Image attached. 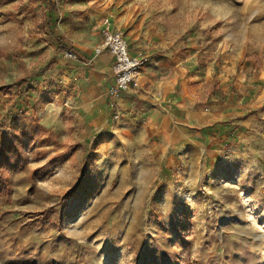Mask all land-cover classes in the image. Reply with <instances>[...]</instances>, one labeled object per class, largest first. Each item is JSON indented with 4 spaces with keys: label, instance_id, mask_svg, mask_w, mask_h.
<instances>
[{
    "label": "rangeland",
    "instance_id": "obj_1",
    "mask_svg": "<svg viewBox=\"0 0 264 264\" xmlns=\"http://www.w3.org/2000/svg\"><path fill=\"white\" fill-rule=\"evenodd\" d=\"M52 2L0 0V142L15 135L27 152L0 191V264H264L257 79L246 91L233 80L207 84L205 104L225 88L250 125L193 152L166 185L146 148L101 150L105 135L82 133L64 55L94 53L102 19L122 10L141 24L142 44L181 55L192 47L201 69L220 63L225 47L252 78L264 73V0ZM243 93L246 106L237 103Z\"/></svg>",
    "mask_w": 264,
    "mask_h": 264
},
{
    "label": "crops",
    "instance_id": "obj_2",
    "mask_svg": "<svg viewBox=\"0 0 264 264\" xmlns=\"http://www.w3.org/2000/svg\"><path fill=\"white\" fill-rule=\"evenodd\" d=\"M134 15L115 10L105 17L111 20L115 30L123 32L131 52L143 50L148 55L139 86L110 95L109 89L115 82L113 56L106 50L94 54L89 49L74 47L76 59H68L70 64L65 68L72 93L69 103L82 125V133L105 135L101 150L108 151L117 146H131L134 150L146 148L153 161L151 166H159L160 172H167L161 173L160 179L168 185L175 179V175L168 172L184 164L193 152L194 156L199 152L202 155L213 149L220 139L223 141L232 136L231 132L239 130V126L250 125L247 111H239L243 107L230 101L234 97L225 88L221 93L212 89L216 98L205 104L202 96L207 84L214 78L222 85L233 80L234 86L246 91V85L257 79V100L262 103L264 73L257 70V75L247 77L250 68L235 55L229 58L225 47L219 49L220 63L214 59L201 69V62L192 47L181 55L159 49L161 44H142L145 31L133 19ZM222 61L225 64H221ZM216 63L223 68L219 74H216ZM238 98L240 104L247 99L244 93Z\"/></svg>",
    "mask_w": 264,
    "mask_h": 264
},
{
    "label": "built area",
    "instance_id": "obj_3",
    "mask_svg": "<svg viewBox=\"0 0 264 264\" xmlns=\"http://www.w3.org/2000/svg\"><path fill=\"white\" fill-rule=\"evenodd\" d=\"M102 40L94 49V54L103 50L113 56L112 71L115 82L109 89L110 95H117L121 91L138 87L144 65L148 62V55L143 50L131 52L122 31L112 27L111 20L104 17L101 21ZM65 58L76 59L74 51L66 50Z\"/></svg>",
    "mask_w": 264,
    "mask_h": 264
},
{
    "label": "trees",
    "instance_id": "obj_4",
    "mask_svg": "<svg viewBox=\"0 0 264 264\" xmlns=\"http://www.w3.org/2000/svg\"><path fill=\"white\" fill-rule=\"evenodd\" d=\"M47 7L55 8L56 4L52 0H45ZM50 28V27H49ZM51 30V29H50ZM63 47H66L62 44ZM66 50L74 51L72 47L65 48ZM27 161V152L21 146L19 138L13 136L5 142L4 137L0 142V191L5 184V173L16 172L20 170Z\"/></svg>",
    "mask_w": 264,
    "mask_h": 264
}]
</instances>
